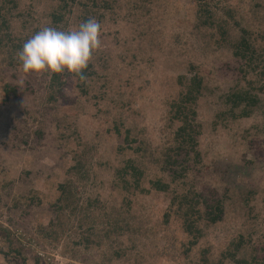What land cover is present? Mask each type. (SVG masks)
I'll list each match as a JSON object with an SVG mask.
<instances>
[{"label": "rangeland", "instance_id": "rangeland-1", "mask_svg": "<svg viewBox=\"0 0 264 264\" xmlns=\"http://www.w3.org/2000/svg\"><path fill=\"white\" fill-rule=\"evenodd\" d=\"M59 5L0 0V264H239L253 254L263 263L264 90L255 91L260 101L250 117H232L224 101L248 82L264 89V0H78L56 26ZM87 18L102 24L103 46L86 82L67 71L58 81L23 72L18 52L27 39L43 27L77 29ZM242 38L261 67L234 55ZM195 72L205 87L194 120L200 158L178 157L165 169L181 125L172 105L182 77ZM138 156L149 193L125 189L118 173ZM171 168L184 174L174 183ZM156 179L170 190L154 189ZM66 182H76L81 205L94 204L90 248L89 225L70 211L55 213ZM185 192L223 198L225 206L221 222L200 223L192 248L180 217L171 211L166 220L174 195ZM52 221L57 234L48 230ZM241 236L249 242L230 258Z\"/></svg>", "mask_w": 264, "mask_h": 264}, {"label": "trees", "instance_id": "trees-1", "mask_svg": "<svg viewBox=\"0 0 264 264\" xmlns=\"http://www.w3.org/2000/svg\"><path fill=\"white\" fill-rule=\"evenodd\" d=\"M77 1L78 0H59V8L52 15L53 24H55L56 26H62V24H65L64 22L66 21L65 18L67 14L71 13L72 8L77 3ZM233 17L234 16L231 15V18ZM85 20L87 21L89 19L87 18ZM4 24H6L5 21ZM206 24H210V26H213L214 22L213 20H211ZM3 27L4 25L0 26V30L4 29ZM3 41L4 40L0 38V44H2ZM233 47L235 48L234 55L236 57H240V59L245 61L248 66L252 67L253 65H255L254 69L256 68V66H262L261 64L258 65L261 55L256 51V49H254L253 44L250 40L242 38V40L239 43L234 44ZM13 56H15V53L14 51H11L10 57ZM90 69L91 65H89V67L84 71V75L87 78L93 74ZM261 69L262 74H264V66H262ZM70 74L74 75L79 82H86L87 80L86 79L82 81L80 76L68 72L67 76L69 79ZM59 78L60 74L53 75L54 81H58ZM184 81H186V83ZM181 85L184 86V91L179 96L180 98L178 100H175L172 105L174 112L173 120H177L181 123L175 133L176 138L174 142L176 146L174 145V147L170 149V152L173 153L175 157L174 159H172L168 156L165 161V169H167L169 165H171L172 168L174 165H177L178 157H180L179 162L181 163H185L186 161L190 160L191 156H194L195 162H198V159L200 158V154L197 150L199 146L197 140L199 137L198 129L200 128V125H195L194 120H196L197 116V103L199 101V98L202 96L205 88L204 78L202 75L195 72L194 75L182 77ZM257 90L263 91V86L256 88L253 82H248V86L246 87L243 86L233 90L227 95V98L224 101L229 105V107H227V112H229L234 118H246L252 116L256 109H258V104L260 101L258 94L255 93V91ZM221 115H224V113H221ZM129 149H132L131 145L129 146ZM133 150L136 153L141 152L139 148H135ZM137 161L140 162V156H138L136 159L134 157L129 158L126 161L125 166L121 170H118V173L121 176L123 187L127 190L133 187L134 189L139 190L140 193H149L150 189L143 187L145 171ZM74 168L77 169V167ZM79 168L80 169L76 171V174L79 177V182L86 183V173L83 172L80 165ZM172 168L170 171L173 172L171 176H173L172 182L174 183L176 182L174 176L180 178L183 177L184 174H181L182 171H174ZM185 169H187V167ZM129 176L132 177L133 183L128 182L127 178ZM73 183L66 182L62 183L59 186L61 196L59 197L57 203L54 205L55 213L60 211H62V213L70 211V213L75 214L76 216H80L79 225H89L87 229L89 230V234L85 239H83L86 242L85 247L90 248L91 241L89 238L94 235V228L98 227L97 223H99V221H97V217L94 215L95 209H93V203H89L86 207L85 205H81V203H79L82 197L76 192V182ZM150 184L154 189L163 192L169 191L171 186L169 183H165L161 179L151 180ZM97 201H99V199H96L94 202ZM168 210L169 211L166 213L167 222L169 221L170 212L173 211L180 217L185 233L193 237L192 241H190L189 248H192V246L197 244L199 239L203 235L202 228L200 227L201 222H206V224L208 225L217 224L218 222H221L225 216V206L223 198L216 196L207 198L201 194H199L198 197H193L190 193L186 192L179 194L176 193L173 199L170 201ZM59 220L60 219H58L57 221V226L62 227L61 223L63 224L64 222H61ZM109 221L110 220H108L107 222L109 223V225H111L112 222ZM55 223V221H52L50 226L48 227V230L54 231L57 234V232L53 230ZM110 233L111 231L107 230L104 235H102L103 238H109ZM247 240L248 239H245L244 236L233 240V248H231L230 251H227V255L230 258H236V254L242 252V250L247 246L249 242ZM79 244L80 243H78V245ZM40 260L41 258L38 257L37 262L39 263ZM238 262L239 264H264V261L263 263H260V261L257 259L256 254H253L251 256V259L243 257L242 259H239Z\"/></svg>", "mask_w": 264, "mask_h": 264}, {"label": "clouds", "instance_id": "clouds-1", "mask_svg": "<svg viewBox=\"0 0 264 264\" xmlns=\"http://www.w3.org/2000/svg\"><path fill=\"white\" fill-rule=\"evenodd\" d=\"M102 34V24L96 19L84 21L74 30L43 27L18 52L22 70L26 74L67 71L86 80L84 71L103 46Z\"/></svg>", "mask_w": 264, "mask_h": 264}]
</instances>
